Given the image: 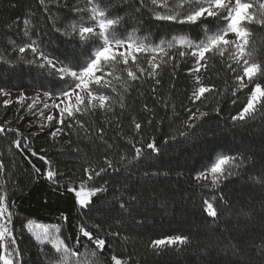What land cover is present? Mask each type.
<instances>
[{
  "label": "trees",
  "instance_id": "16d2710c",
  "mask_svg": "<svg viewBox=\"0 0 264 264\" xmlns=\"http://www.w3.org/2000/svg\"><path fill=\"white\" fill-rule=\"evenodd\" d=\"M101 3L109 8L111 16L124 17L118 26L122 37L135 32L140 38L147 37L148 42L159 43L180 33L199 40L205 25L213 32L216 30V21L212 18L196 25L157 21L148 8L139 13L134 11L140 7L138 0H101ZM73 6L85 7V0H59L58 4L56 0L51 3L45 0L44 5L40 0H0V89L7 93L30 91L29 97H40V103L27 111L15 100L4 107L3 99L8 96H0V124L9 121L8 127L18 128L27 136L30 147L52 161L53 167L62 174L58 176V183L65 185L58 187L35 173L24 158L26 153L12 146L16 136L0 134V160L6 165V171L0 174V191L12 205L10 211L14 214L15 235L22 253L20 264H44L46 259H55L50 246L41 249L26 230L21 232L29 219L40 224L61 225V238L69 247L77 243L79 223L101 225L100 232L92 229L96 235L111 231L129 237L126 242L108 237L101 253L102 264H111L112 254L130 255L131 264H264V255L260 254L264 247V184L249 179L264 178V115L257 113L245 122L232 121L231 117L246 103L247 92L231 94L233 75L219 57H210L207 69L199 73L204 84L215 89L199 102L189 101L194 81L188 72L192 62L182 60L178 67L168 65L160 70V84L155 92L152 91L155 81L151 79L133 82L125 94V109L115 106L113 112L77 114V119L85 123L87 133L78 126L68 129L66 125L73 123L71 120H66L64 126L70 135L61 134L53 139L50 132L59 126L56 124L40 131L39 112H46L43 92L57 97L71 78L61 80L48 69L24 62L33 59V54L26 50L21 58L18 53V47L29 42L24 36L23 21L31 20L30 37L39 40L50 58L69 64L78 59L82 50L77 39L63 34L65 26L78 19ZM249 27L253 47L258 58L264 61V27L256 24ZM144 59L141 58L142 64ZM116 86L119 88V84ZM104 91L115 95L110 89ZM31 102L26 99L25 106ZM145 105L148 111L144 110ZM187 109L191 112L199 109L207 115L187 128L184 122L191 114ZM133 118L142 124L138 133L134 130ZM98 128L104 129L105 140L113 145L111 149L99 140ZM182 131L185 136L179 135ZM34 132L37 135L33 136ZM153 139L159 153L144 147ZM133 144L144 147V151L138 161L129 164L135 155ZM42 148L47 151L41 153ZM77 148L79 152H74ZM221 153H242L245 157L251 156L253 161L240 175L221 185L227 204L215 202L219 216L213 219L203 211L202 201L217 193L196 184L194 179ZM121 155L126 157L124 161L120 160ZM105 156L121 170L118 174L109 170L96 180V186L107 180L108 190L94 197L90 209L82 213L67 185H78L82 169L88 164L103 166ZM30 159L42 171L47 168L36 157ZM154 172L159 174L152 175ZM131 196L136 200L127 209H121L118 198L128 200ZM61 214L67 217L66 221ZM174 235L187 236L189 242L164 247L159 253L149 248L152 240ZM86 247L94 245L81 239L76 250L82 253ZM42 252H47L48 257Z\"/></svg>",
  "mask_w": 264,
  "mask_h": 264
},
{
  "label": "snow or ice",
  "instance_id": "6c2138e0",
  "mask_svg": "<svg viewBox=\"0 0 264 264\" xmlns=\"http://www.w3.org/2000/svg\"><path fill=\"white\" fill-rule=\"evenodd\" d=\"M51 2L52 0H49V3ZM40 3L44 5L45 0H40ZM56 3L58 4L59 0H56ZM138 3L140 7L134 9L135 12L139 13L143 8H148L157 21L196 25L212 18L216 21V30L213 32L205 25L203 35L199 40L180 33L167 41L162 39L159 43L148 42L147 37L140 38L135 32H129L127 36L122 37L119 34L118 26L122 24L124 17L111 16L109 8L103 6L101 0H85V7L73 6L72 11L77 14L78 19L71 21L63 30V34L77 39L82 46L78 59L65 64L63 61H54L42 49L39 40L31 39V20L25 18L23 32L29 42L19 46L18 53L23 58L26 50H30L33 59L24 62L40 69H48L50 74L59 75L61 80L71 78L70 83L57 93V100L43 104V109L58 110V115L50 113L45 116L43 110H40V131L56 124L59 126L50 132L53 139L61 134L70 135L71 132H65L64 126L66 120H71L73 123L66 125L68 129L78 126L85 129V133H87L85 123L77 119V114H95L97 111L113 112L115 106L122 110L125 109V94L130 90L133 82L151 79L155 81L152 88V91L155 92L156 87L160 84L158 78L160 70L168 65L178 67L182 60H191L192 62V67L188 72L194 77V81L189 101L191 103L199 102L207 93L215 90L213 86L204 84L199 75L202 69H207L210 57H219L227 71L232 73L233 86L230 91L233 96L242 90L247 92L246 103L236 115L231 117L232 121L245 122L255 118L257 113L264 115V82H262L264 81V61L258 58V53L253 47L251 39L253 33L249 27L252 24L264 27V0H138ZM45 11L48 9L45 8ZM57 31L61 30L57 29ZM229 36L232 38L230 39ZM84 48L89 50L85 52ZM142 57L145 58L143 64L141 63ZM225 57L227 61H225ZM116 84H119V88ZM107 89H110L111 93L115 95L106 94L104 90ZM8 95L10 94L4 89H0V96ZM43 96L49 98L52 93L45 91ZM26 99H31L32 102L25 106ZM2 103L4 107H7L13 103V100L3 99ZM15 103L26 107L27 111H32L40 103V97L39 95L26 97L21 92ZM233 103L236 101L233 100ZM144 110L148 111L146 105ZM187 111L191 112L190 109ZM216 111L219 112L220 109L217 108ZM33 115H35L34 112ZM206 115L207 113L197 109L188 115L184 123L187 128H192L195 121ZM23 118L20 117L21 120ZM148 122L151 124L152 121ZM9 123V121H5L4 124H0V134H14L16 139L11 141L12 146L22 154L26 153L24 158L31 164L34 172L58 187H64L65 185L58 183V176L62 174L53 167L48 156L37 153L30 147L29 138L18 128L8 127ZM132 124L137 133L142 130V124L136 122L135 118H133ZM96 133L99 140L105 143L108 149L113 147L105 140L103 128L96 129ZM32 135L35 136L37 133L34 132ZM179 135L185 136L186 133L182 131ZM131 142L129 140V143ZM165 143H167V138ZM144 147L153 153L160 151L154 139L148 141ZM144 147H137L133 144L135 155L128 161L129 164L141 158ZM46 151V149H41V153ZM73 151L79 152V149H73ZM30 157H36L47 165V168L42 171L40 167L32 163ZM125 158L124 155L120 156L121 161H124ZM252 161L251 156L245 157L242 153L236 155L221 153L204 171L197 173L195 177L197 183L217 193L210 199L202 201L203 211L208 217L218 218L219 212L215 206L217 200L227 204V200L220 190L221 185L226 180L240 175ZM109 170L118 174L121 169L105 156L103 166L88 164L82 169L83 175L78 185L75 183L67 185V190L74 194L76 204L82 213L83 210L90 209L94 197L108 190L107 180L99 186H96L95 182ZM5 171L6 165L3 160H0V174ZM157 174L159 173H152V175ZM163 174L167 175V173ZM144 175L147 176L149 173H144ZM249 179L264 184V178L253 176ZM118 199L120 200L119 207L127 209L130 202H134L136 197L131 196L128 200ZM11 206L7 202L6 196L0 191V264H20L22 257L15 235L14 214L10 211ZM61 215L66 221L67 217ZM92 229H95L96 232L102 231L101 225L89 226L87 223H79L77 243L72 247H69L61 238V225L40 224L29 219L22 225L21 232L26 230L41 249L50 246L53 250L55 259H46L44 264H102L101 253L107 246L108 237L120 238L125 242L129 239L119 232L111 231L105 232L103 236L96 235ZM81 239H86L94 247H86L82 253L77 251ZM188 242L187 236L174 235L152 240L149 248L159 253L164 247L180 246ZM234 251L238 252L239 250L235 249ZM260 254L264 255V247L260 249ZM42 255L47 258L49 254L42 252ZM110 259L111 264H131L132 258L130 255L120 257L112 254Z\"/></svg>",
  "mask_w": 264,
  "mask_h": 264
},
{
  "label": "rangeland",
  "instance_id": "374dc122",
  "mask_svg": "<svg viewBox=\"0 0 264 264\" xmlns=\"http://www.w3.org/2000/svg\"><path fill=\"white\" fill-rule=\"evenodd\" d=\"M229 38L231 39L232 37L229 36ZM23 93L26 95V97H29V96L32 95V93L30 91H24ZM9 94L10 95H8V99L16 100V98L21 94V92H10ZM57 99H58V97L44 98L42 100V104H44V103H52L53 100H57ZM50 113L54 114V115H58V110H54V109H51V108L46 109V112L44 113V115L47 116ZM194 182L196 184H198L196 179H194ZM198 185H200V184H198Z\"/></svg>",
  "mask_w": 264,
  "mask_h": 264
}]
</instances>
